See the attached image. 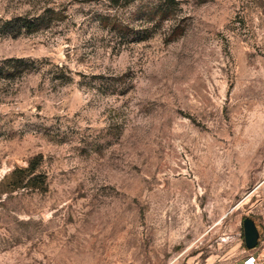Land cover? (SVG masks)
Masks as SVG:
<instances>
[{"label":"rangeland","instance_id":"1","mask_svg":"<svg viewBox=\"0 0 264 264\" xmlns=\"http://www.w3.org/2000/svg\"><path fill=\"white\" fill-rule=\"evenodd\" d=\"M152 1L0 0V264H264V0Z\"/></svg>","mask_w":264,"mask_h":264},{"label":"trees","instance_id":"2","mask_svg":"<svg viewBox=\"0 0 264 264\" xmlns=\"http://www.w3.org/2000/svg\"><path fill=\"white\" fill-rule=\"evenodd\" d=\"M113 6L122 4V5H130L135 3L137 0H113ZM178 5L177 0H153L147 7L144 9V16L147 19H156L159 22H164L170 20V17L174 14ZM45 17L37 16L33 18L29 17H16L14 19L5 21L1 30L5 32L6 30H13L16 28L18 32L30 33L41 26L50 22L49 20L54 18L55 20L59 17V14L52 9L45 10ZM3 34V33H2ZM34 65V61L22 59V58H7L0 60V78H13L15 74L22 72H29ZM63 67V66H62ZM34 168H23L15 170L20 174L32 173ZM14 175L15 172L13 171ZM21 175L18 177V181H15V187L20 188V186L27 187L28 183H24L21 179ZM38 181L36 183L31 184L30 186L33 188L41 189L45 187V176L38 175ZM23 184V185H22Z\"/></svg>","mask_w":264,"mask_h":264},{"label":"water","instance_id":"3","mask_svg":"<svg viewBox=\"0 0 264 264\" xmlns=\"http://www.w3.org/2000/svg\"><path fill=\"white\" fill-rule=\"evenodd\" d=\"M243 243L246 250H253L258 244L259 232L253 219L245 217L241 223Z\"/></svg>","mask_w":264,"mask_h":264},{"label":"built area","instance_id":"4","mask_svg":"<svg viewBox=\"0 0 264 264\" xmlns=\"http://www.w3.org/2000/svg\"><path fill=\"white\" fill-rule=\"evenodd\" d=\"M256 258L253 255H247L244 258L243 264H256Z\"/></svg>","mask_w":264,"mask_h":264}]
</instances>
